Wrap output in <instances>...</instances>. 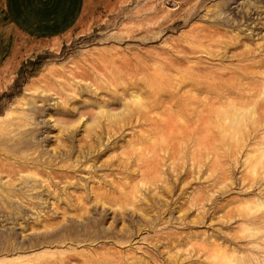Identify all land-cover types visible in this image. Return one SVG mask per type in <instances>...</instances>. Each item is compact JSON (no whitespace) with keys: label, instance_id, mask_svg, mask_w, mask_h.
<instances>
[{"label":"rangeland","instance_id":"obj_1","mask_svg":"<svg viewBox=\"0 0 264 264\" xmlns=\"http://www.w3.org/2000/svg\"><path fill=\"white\" fill-rule=\"evenodd\" d=\"M0 264H264V0H87L21 38Z\"/></svg>","mask_w":264,"mask_h":264},{"label":"crops","instance_id":"obj_2","mask_svg":"<svg viewBox=\"0 0 264 264\" xmlns=\"http://www.w3.org/2000/svg\"><path fill=\"white\" fill-rule=\"evenodd\" d=\"M87 0H0V69L12 60L21 38L50 40L72 30Z\"/></svg>","mask_w":264,"mask_h":264}]
</instances>
